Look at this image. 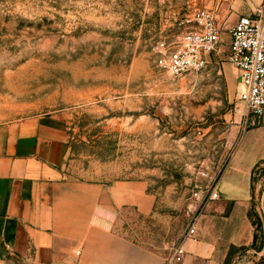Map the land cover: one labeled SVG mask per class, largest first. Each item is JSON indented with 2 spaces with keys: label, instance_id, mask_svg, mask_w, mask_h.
Returning <instances> with one entry per match:
<instances>
[{
  "label": "rangeland",
  "instance_id": "obj_1",
  "mask_svg": "<svg viewBox=\"0 0 264 264\" xmlns=\"http://www.w3.org/2000/svg\"><path fill=\"white\" fill-rule=\"evenodd\" d=\"M245 2L0 0V124L62 115L67 176L139 183L153 199L149 214H124L114 232L167 258L201 209L193 195L257 123L234 113L229 41L197 75L173 79L158 61L188 32L183 21L194 11L231 22ZM255 205L262 234L264 199Z\"/></svg>",
  "mask_w": 264,
  "mask_h": 264
},
{
  "label": "crops",
  "instance_id": "obj_2",
  "mask_svg": "<svg viewBox=\"0 0 264 264\" xmlns=\"http://www.w3.org/2000/svg\"><path fill=\"white\" fill-rule=\"evenodd\" d=\"M260 1L246 0L224 24ZM256 123L240 134L223 166L217 199L202 204L194 239L181 242L179 264H257L263 257V241L259 251L250 248V215L264 199V117ZM66 125L56 114L0 124V264H171V254L166 258L114 232L124 214H149L153 199L141 194L139 183L67 176Z\"/></svg>",
  "mask_w": 264,
  "mask_h": 264
},
{
  "label": "built area",
  "instance_id": "obj_3",
  "mask_svg": "<svg viewBox=\"0 0 264 264\" xmlns=\"http://www.w3.org/2000/svg\"><path fill=\"white\" fill-rule=\"evenodd\" d=\"M183 24L188 32L168 55L158 61L173 79L201 73L208 64V56L219 54L222 34L230 38L225 53L226 62L237 72L238 86L235 90L237 106L234 113L240 119L256 122L264 117V0L248 14L239 16L231 25L217 19L215 10H196L186 17ZM199 176L208 180L205 172ZM220 174L208 180V185L199 188L193 195L198 206L217 199L216 185ZM197 215L186 230L170 256L171 264H179L184 257L181 242L194 239ZM264 243V227L262 228ZM264 248V246H263ZM79 251H76V255Z\"/></svg>",
  "mask_w": 264,
  "mask_h": 264
},
{
  "label": "trees",
  "instance_id": "obj_4",
  "mask_svg": "<svg viewBox=\"0 0 264 264\" xmlns=\"http://www.w3.org/2000/svg\"><path fill=\"white\" fill-rule=\"evenodd\" d=\"M255 213H252L250 216L252 218V224L254 226V234H253V239H252V243L250 248L255 250V251H259L261 249L262 246V241H263V235L259 232L260 229V224H259V219H257V217L255 216ZM225 264H227V261H225ZM257 264H264V255L263 257L257 262Z\"/></svg>",
  "mask_w": 264,
  "mask_h": 264
}]
</instances>
